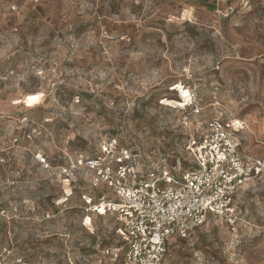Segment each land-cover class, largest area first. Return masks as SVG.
<instances>
[{
    "label": "rangeland",
    "instance_id": "rangeland-1",
    "mask_svg": "<svg viewBox=\"0 0 264 264\" xmlns=\"http://www.w3.org/2000/svg\"><path fill=\"white\" fill-rule=\"evenodd\" d=\"M192 104L264 156V0H0V259L82 264L114 243L86 178L50 167L112 136L182 166ZM163 264H264V170Z\"/></svg>",
    "mask_w": 264,
    "mask_h": 264
},
{
    "label": "built area",
    "instance_id": "built-area-1",
    "mask_svg": "<svg viewBox=\"0 0 264 264\" xmlns=\"http://www.w3.org/2000/svg\"><path fill=\"white\" fill-rule=\"evenodd\" d=\"M207 114L201 119V107H190L196 119L189 121V159L182 166L165 157L146 160L135 144L121 145L112 136L92 154L76 152L50 167L68 185L76 175L86 178V211L113 217L114 243H97L95 257L82 264H163L173 237H185L207 214L231 215L236 195L264 170V156L243 154L238 126L215 111ZM37 162L50 166L45 156ZM94 189H100L96 196ZM14 262L0 259L26 264L21 258Z\"/></svg>",
    "mask_w": 264,
    "mask_h": 264
}]
</instances>
